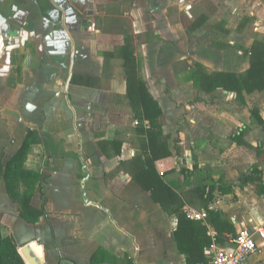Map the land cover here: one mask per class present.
Listing matches in <instances>:
<instances>
[{"label": "crops", "instance_id": "crops-1", "mask_svg": "<svg viewBox=\"0 0 264 264\" xmlns=\"http://www.w3.org/2000/svg\"><path fill=\"white\" fill-rule=\"evenodd\" d=\"M52 2L62 14L84 16L54 22L46 4L9 31L0 24V169L33 130L39 141L23 167L46 176L45 202L37 191L31 197L45 213L30 223L0 174L1 232L13 236L26 264L29 246L39 264H188L175 238L176 215L120 166L142 137L118 55L125 37L164 114L171 155L158 164L171 171L163 179L177 187L189 218L191 208L206 212L192 190L213 186L207 208L233 226L219 234L207 212L192 218L201 228L181 235L192 261L205 263L213 244L228 245L244 228L264 227V192L258 181H245L255 171L264 181V89L244 92L241 101L233 91L198 89L189 78L194 62L237 74L249 67L244 50L264 40V0ZM113 139L122 141L121 152L109 157L98 141ZM253 262L264 264V246L246 260Z\"/></svg>", "mask_w": 264, "mask_h": 264}, {"label": "trees", "instance_id": "trees-1", "mask_svg": "<svg viewBox=\"0 0 264 264\" xmlns=\"http://www.w3.org/2000/svg\"><path fill=\"white\" fill-rule=\"evenodd\" d=\"M152 39H159V37L154 36ZM131 46V39L125 37L121 47L123 54L118 55L123 60L126 96L132 109V118L136 120L135 127L142 133V137L139 150L132 158L121 161L120 166L127 171L133 181L149 192L152 199L159 203L165 212L176 215L175 238L178 247L181 252L187 255V263L195 264L192 261L194 252L185 248L181 235L185 230L201 228V225L200 222L186 215L183 210L184 202L176 192L174 183L166 182L163 179L164 175L171 171L162 170L158 164L161 159L171 155L167 143L168 136L162 131L164 114L158 101L149 92L147 81L143 75V59L140 55L132 53ZM244 53L249 56V67L242 73L209 71L202 63L194 62L190 66L189 78L196 88L205 92L221 88L235 92L237 98L243 101L244 92L250 93L254 90L264 89V41L254 40L251 46L244 50ZM71 80L74 82L73 77ZM144 121L147 123L145 124ZM38 141L37 133L27 130L23 143L6 161L5 165H1L0 169L10 200L17 204L19 215L30 223L35 222L39 216L45 213L43 207L35 208L31 205V197L34 191H37L41 195L43 203L45 202L43 182L46 176L23 167L30 144ZM121 144L122 141L117 139L98 141L99 147L109 157L120 154ZM109 148L113 151L110 152ZM180 171L186 173L185 168H181ZM250 180L258 181V192H264V181L258 171L252 172L245 178V181ZM192 193L201 199L211 223L219 234L225 230L233 232L232 224L220 216L219 210L207 208L212 199L213 186H198L192 190ZM1 229L0 224V264H26L13 236L3 235Z\"/></svg>", "mask_w": 264, "mask_h": 264}, {"label": "built area", "instance_id": "built-area-1", "mask_svg": "<svg viewBox=\"0 0 264 264\" xmlns=\"http://www.w3.org/2000/svg\"><path fill=\"white\" fill-rule=\"evenodd\" d=\"M187 214L195 219H204L206 212L189 209ZM211 235H213L211 233ZM257 238L260 241H257ZM213 240H215L213 236ZM259 246H264V227L244 228L229 239V244L223 247L211 246L207 260L203 264H246V260ZM251 264H259L253 262Z\"/></svg>", "mask_w": 264, "mask_h": 264}, {"label": "flooded vegetation", "instance_id": "flooded-vegetation-1", "mask_svg": "<svg viewBox=\"0 0 264 264\" xmlns=\"http://www.w3.org/2000/svg\"><path fill=\"white\" fill-rule=\"evenodd\" d=\"M63 6L68 7L71 0H59ZM89 3V0H85ZM51 6L49 11V20L54 22L72 23L80 22L84 15L75 14L71 17L70 10L68 13L62 14L61 11L54 6L52 0H0V24L5 25L6 30H11L12 26L24 24L29 19L30 9L33 7L42 8V6ZM28 5V7H26ZM28 9V10H27ZM41 17H38V20Z\"/></svg>", "mask_w": 264, "mask_h": 264}, {"label": "water", "instance_id": "water-1", "mask_svg": "<svg viewBox=\"0 0 264 264\" xmlns=\"http://www.w3.org/2000/svg\"><path fill=\"white\" fill-rule=\"evenodd\" d=\"M30 246L29 247H26L25 250H24V254L28 260V262L30 264H39V260L38 258H36L32 253H31V250H30Z\"/></svg>", "mask_w": 264, "mask_h": 264}, {"label": "rangeland", "instance_id": "rangeland-1", "mask_svg": "<svg viewBox=\"0 0 264 264\" xmlns=\"http://www.w3.org/2000/svg\"><path fill=\"white\" fill-rule=\"evenodd\" d=\"M118 8H120V7L118 6ZM244 25H246V24H244ZM262 36H264V34H263ZM263 41H264V40H263ZM233 47H234V46H233ZM233 51H234L235 54H237V47H234V50H233ZM180 66H182V65L179 63V67H180ZM235 198H236V199H233V197H230V201H233V202L236 201V200H237V194H236Z\"/></svg>", "mask_w": 264, "mask_h": 264}]
</instances>
